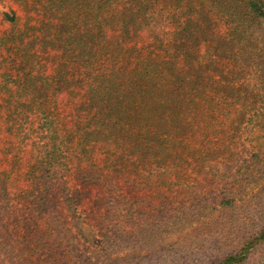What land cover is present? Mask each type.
I'll list each match as a JSON object with an SVG mask.
<instances>
[{"label": "rangeland", "instance_id": "obj_1", "mask_svg": "<svg viewBox=\"0 0 264 264\" xmlns=\"http://www.w3.org/2000/svg\"><path fill=\"white\" fill-rule=\"evenodd\" d=\"M126 1L117 0L114 6H101L106 0L101 4L95 0L0 1V170L12 185L15 204L24 199L18 194L29 183L26 169L45 144L59 143L66 150L71 166L68 185L75 182L81 189L87 186L73 177L72 165L90 167L102 178L110 179L112 174H118L113 171V163L119 165L118 161L126 159L127 169L120 168L124 172L128 170V175L141 184L138 187L125 183L119 176L117 187L135 199V205L143 211L150 210L149 223L156 217L152 205L169 206L172 201L184 202L195 214L180 213L182 217H178L177 224L157 221L147 232L153 239L147 238L145 245H120L110 253L115 256L140 251L142 258L166 241L171 244L172 257L183 258L182 264H218L222 253L236 249L240 236L237 231L228 239L225 232L228 212L225 207L229 205L226 200L233 199L248 210L258 208L255 203L249 204L248 198L264 193V50L251 42L240 48L241 59H233L231 52L239 47L228 33L231 22L227 8L220 3L222 0H152L155 8L163 7L175 13L180 3L185 7L190 3L199 14L200 23L205 26L212 23V31L208 32L213 33L214 40L205 43L209 51L198 54L207 55L206 61L197 63L195 55L180 52L178 55L191 64L183 72L178 68L182 60L176 57L173 69L177 72L167 71L165 81L161 82L163 76L157 71L152 75L148 72L140 79L138 72L144 60L152 55L155 62V50L149 41L158 39L151 31L135 32L131 24L129 36L125 33L124 9L120 7ZM5 11H14L13 21L4 17ZM92 18V21L100 18L103 23H91ZM175 27L176 24H168L162 34L168 39ZM191 43L198 48L195 39ZM158 46L155 49L160 55L168 54L167 47L169 53L172 52L169 48H174L170 42L167 47ZM201 48L204 50L202 44ZM178 73L180 80L175 79ZM151 78L156 91L163 92L164 100H168L167 105L175 107L170 110L168 122H162L164 116H156L154 122L146 118L157 134L155 140H149L154 152H158V159L162 156L163 161H174L172 172H146L150 149L141 151L145 142L139 144L134 137L129 139L125 151L114 150L115 145H125L119 134L111 142H89L94 151L83 152L78 144L79 135L90 116L82 112L79 103L89 97L88 88L92 91L104 80L107 90L114 91L109 97L112 99L118 92V103L131 112L135 97L127 93L136 92L139 81ZM109 111L118 116L110 114L104 123H120L118 119L123 117L117 108ZM132 124L130 119L122 123L126 129ZM133 145L138 149L132 151ZM88 186L91 195L99 190V184ZM90 194L83 195L84 203L76 211L78 226L70 233L75 235L79 249L95 258L96 247L104 246L95 224L104 206L94 205ZM142 216L137 218L141 220ZM208 222L202 239L207 244L206 250H198L196 246L190 250L189 245L178 247L181 233L195 234L196 227ZM244 224L247 226V222ZM8 225L11 229L10 222ZM11 239L16 238L11 236ZM3 247L0 245V264L27 263L26 253L17 257L24 254L19 248L12 254L7 251L9 246ZM255 253L245 264H264V243ZM32 258L38 262L36 256Z\"/></svg>", "mask_w": 264, "mask_h": 264}, {"label": "trees", "instance_id": "obj_2", "mask_svg": "<svg viewBox=\"0 0 264 264\" xmlns=\"http://www.w3.org/2000/svg\"><path fill=\"white\" fill-rule=\"evenodd\" d=\"M95 1L101 4L102 0ZM116 1L106 0L101 6L106 4L114 6ZM220 3L227 8V16L231 22L228 23L230 29L228 33L233 37L232 42L234 44L238 42L239 48H234L231 52L233 59L237 61L241 59L242 51L240 48L251 42L263 51L264 1L222 0ZM189 6L190 3L186 7L180 3L178 12L175 13L169 12L163 7L155 8L152 5V0H127L120 7V9H124L122 23H124L125 33L128 36L131 24L135 32L140 30H144V33L151 31L153 36L158 39L157 41L155 39L149 41V45L155 50V62L152 61V55L144 60L141 65L142 69L138 72L140 79L148 72L152 75L154 71H157L163 76L161 82L165 81L166 76L164 74L167 71H175L173 68L176 57L182 60V64L178 68H180L179 72H183L182 69L191 64L187 58L178 55L180 52H185L186 56L195 55L194 59L197 63L207 60V55L199 57L198 54L209 51L205 43L209 44L210 41L213 42L214 40L213 33L208 32L212 31V23H207L206 26L205 23H200L197 18L199 14L194 10V6ZM3 15L9 21H13L15 18L14 11L11 13L5 11ZM92 20L93 18L90 20L91 23H103L100 18ZM168 24H176V27L172 28V35L168 36L167 39L162 32L166 31ZM97 30L99 31L98 27ZM165 39H167L166 43ZM194 39L198 48L193 47L191 43ZM161 41L163 42L160 44ZM167 42L174 46V48H169L172 50L171 53L167 50ZM201 44L204 50H202ZM156 46L160 49L167 47L168 54L162 53L160 55L155 49ZM191 49L193 52H189ZM175 79L180 80L181 74H176ZM100 83L102 84L96 85L92 91L89 87V97H85L79 103L82 112L90 116L87 119V125H84L82 133L79 135L78 144L83 152L94 151V146L90 145L89 142L98 143L100 140L111 142L112 137L114 138L119 134L123 139L122 143L125 145L123 147L119 144L115 145L114 150L119 151L118 148H120L121 151H125L129 148L127 145L130 143L129 139L134 137L139 144L145 142V147H141V151L150 149L149 165H151L146 167V172L155 170L162 174L172 172L174 161H163L161 160L162 156L158 159V152H154L155 149L149 141L155 140L157 134L153 128L149 127L146 118L150 122H154L156 116H164L165 121L162 120V122L165 123L168 122L169 117L171 118L170 110L175 109L171 104L167 105L168 100H164L163 92L156 91L157 86L153 82V78L147 81H139L136 92L131 90V94H128V90L126 91L127 95L135 97L132 99L135 102L131 112L125 110L118 103V92L117 96L115 95L111 99L109 95L113 94L114 91L107 90L104 80ZM154 85L156 87H153ZM105 98H107L106 103H103ZM113 108H117L118 114H122L121 116L125 120L130 119L133 124L126 129L122 125L123 118L118 119L120 123L114 121L104 123L109 120L108 115L118 116L109 111ZM157 111H159L158 114ZM131 148L132 151H135L138 146L133 145ZM37 156L26 169L29 183L18 194L24 199L15 204H13L12 185L6 174L0 170V245L9 246L7 251L12 254H16L15 248H19L20 252L24 254H17L18 258L26 253L27 263L22 261L20 264H38V262L39 264H46V262H51V264H182L183 258H173L170 253L171 244L169 245L166 241L158 245L156 249H152L153 251L148 252V254H144L142 258L140 251L131 250L114 256L110 250L120 245H145L147 238L153 239L151 234L147 232L151 231L157 221L159 224L161 220L170 224L178 223V217H182L180 213L195 214L192 207H186L184 202L175 201H172L169 206L154 208L152 205L151 211L156 217L152 223H149L152 219L150 210L143 211L142 207L135 205V199L129 198L123 193L122 187L120 190L117 187L120 179L116 178L119 176L123 177L125 183L134 184L138 187L141 184L138 182L139 180L128 175V170L124 172L120 168L121 166L127 169L126 164H124L126 159L118 161V158L114 157L119 165L116 162L113 163V171H118V174L115 176L112 174L110 179L102 178L99 172L90 167L72 165L74 166L73 177L75 176L82 186H87L85 189H81L82 187H78L75 182L68 185L69 179L67 177H69L71 166L67 162L66 150L61 149L59 143L54 142L51 146L45 144L43 151L42 149L39 150ZM91 184H99V190L93 195L90 194L91 189L88 186ZM88 192L93 204L96 203L99 208L104 206L102 213L95 218V224L103 237L102 241L105 247H96L95 258L87 255V251L79 249L75 235L70 233L73 227L77 228L78 226L76 211L78 207L83 205V195ZM261 194L262 192H258L248 198L249 204L255 203L258 207L248 210H246V206L235 203L233 199L226 200L229 205L225 207L228 210L225 232L229 237L228 239L232 238L233 232L238 231L240 236L236 241V249L222 253L218 264H245L256 254V248L264 243V202L261 201L264 198L261 197L264 193ZM250 212L256 213V215L253 216ZM142 214L143 218L138 219L137 215L141 216ZM9 222L12 225L11 229L8 225ZM121 222H127V224ZM244 222H247V226ZM208 224L209 222L196 227L197 232L195 234L181 233L179 236L183 241L178 239V247L185 248L189 245L190 250L194 246L198 247V250H206L207 244L202 239L207 232ZM11 236L16 239H11ZM149 243L150 241L147 245ZM32 256H36L38 262L32 261Z\"/></svg>", "mask_w": 264, "mask_h": 264}]
</instances>
